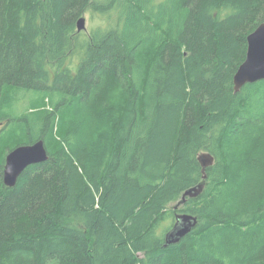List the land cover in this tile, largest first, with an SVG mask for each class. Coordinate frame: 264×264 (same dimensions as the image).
Returning a JSON list of instances; mask_svg holds the SVG:
<instances>
[{
	"label": "trees",
	"instance_id": "trees-1",
	"mask_svg": "<svg viewBox=\"0 0 264 264\" xmlns=\"http://www.w3.org/2000/svg\"><path fill=\"white\" fill-rule=\"evenodd\" d=\"M263 22L264 0H0V264H264V80L234 89ZM177 213L198 225L166 246Z\"/></svg>",
	"mask_w": 264,
	"mask_h": 264
},
{
	"label": "water",
	"instance_id": "water-1",
	"mask_svg": "<svg viewBox=\"0 0 264 264\" xmlns=\"http://www.w3.org/2000/svg\"><path fill=\"white\" fill-rule=\"evenodd\" d=\"M87 19L82 16L78 22V31L87 29ZM264 80V22L248 36V51L245 61L234 76V89L238 93L246 84ZM49 159V151L43 139L31 144H22L13 148L6 156L4 182L13 187L21 174L31 165L45 162ZM207 178L206 170L215 162L214 156L203 152L198 157ZM205 188V182L185 191L182 199L175 206L178 208L187 201V197H198ZM198 225V218L189 213H177L173 227L166 234V246L179 243Z\"/></svg>",
	"mask_w": 264,
	"mask_h": 264
},
{
	"label": "rangeland",
	"instance_id": "rangeland-1",
	"mask_svg": "<svg viewBox=\"0 0 264 264\" xmlns=\"http://www.w3.org/2000/svg\"><path fill=\"white\" fill-rule=\"evenodd\" d=\"M87 19V29L91 26H96L99 22H101V19L97 18L94 21L91 20L90 15L85 16ZM21 96H19V100L17 101V104H15V108L10 109L8 112L12 115L19 116L20 114L24 113L26 109L31 107L32 101L38 96L36 93L32 91H21ZM178 202L173 203L171 206L175 207Z\"/></svg>",
	"mask_w": 264,
	"mask_h": 264
}]
</instances>
